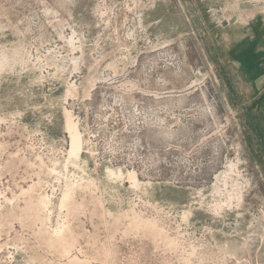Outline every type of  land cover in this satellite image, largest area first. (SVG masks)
Listing matches in <instances>:
<instances>
[{
  "label": "rangeland",
  "instance_id": "obj_1",
  "mask_svg": "<svg viewBox=\"0 0 264 264\" xmlns=\"http://www.w3.org/2000/svg\"><path fill=\"white\" fill-rule=\"evenodd\" d=\"M263 14L0 0V264H264V169L213 63L221 33Z\"/></svg>",
  "mask_w": 264,
  "mask_h": 264
},
{
  "label": "crops",
  "instance_id": "obj_2",
  "mask_svg": "<svg viewBox=\"0 0 264 264\" xmlns=\"http://www.w3.org/2000/svg\"><path fill=\"white\" fill-rule=\"evenodd\" d=\"M230 29L221 33L213 63L244 122L247 150L264 169V14L234 28L239 30Z\"/></svg>",
  "mask_w": 264,
  "mask_h": 264
},
{
  "label": "bare ground",
  "instance_id": "obj_3",
  "mask_svg": "<svg viewBox=\"0 0 264 264\" xmlns=\"http://www.w3.org/2000/svg\"><path fill=\"white\" fill-rule=\"evenodd\" d=\"M64 127L69 133V140H70V145H69V156L77 158L79 157L82 149H83V138L81 136V133L78 129L77 123L73 121L71 114L69 111L65 110L64 111ZM73 163V162H72ZM232 164V163H231ZM230 167V166H229ZM232 167V166H231ZM107 175L113 178L121 179L124 177H127L128 180H130L131 183L136 184V175L133 171H127L126 173L123 172L119 168H107ZM219 180V179H218ZM221 180V179H220ZM66 185V184H65ZM240 185V184H239ZM232 186V185H231ZM72 187V186H71ZM67 188V187H66ZM65 188V189H66ZM70 187H68L69 189ZM63 190L62 197L63 199H66L69 196V190ZM240 189V188H239ZM230 191V190H229ZM240 192V191H239ZM44 197V196H43ZM49 198V197H48ZM240 198V197H239ZM43 201H46L45 199ZM49 201V200H48ZM237 201V199H236ZM39 203V202H38ZM45 202H42V204ZM47 203V202H46ZM49 204V203H48ZM65 204V203H63ZM220 204V203H219ZM40 205V204H39ZM227 205V204H226ZM38 207V206H37ZM47 207V206H46ZM62 231V230H61ZM57 233V232H56ZM60 233V232H59ZM58 236V235H57Z\"/></svg>",
  "mask_w": 264,
  "mask_h": 264
}]
</instances>
